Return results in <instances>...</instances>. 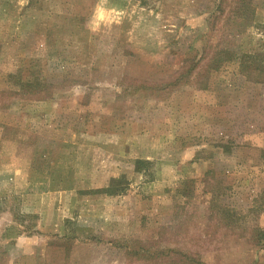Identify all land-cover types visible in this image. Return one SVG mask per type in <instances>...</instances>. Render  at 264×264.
Here are the masks:
<instances>
[{
    "label": "rangeland",
    "instance_id": "1",
    "mask_svg": "<svg viewBox=\"0 0 264 264\" xmlns=\"http://www.w3.org/2000/svg\"><path fill=\"white\" fill-rule=\"evenodd\" d=\"M201 262L264 264V0H0V264Z\"/></svg>",
    "mask_w": 264,
    "mask_h": 264
},
{
    "label": "trees",
    "instance_id": "2",
    "mask_svg": "<svg viewBox=\"0 0 264 264\" xmlns=\"http://www.w3.org/2000/svg\"><path fill=\"white\" fill-rule=\"evenodd\" d=\"M34 87V84H28V85H26L25 87H24V89H26V88H28V89H32ZM109 189V188H108ZM201 264H204V263H202L201 262Z\"/></svg>",
    "mask_w": 264,
    "mask_h": 264
}]
</instances>
